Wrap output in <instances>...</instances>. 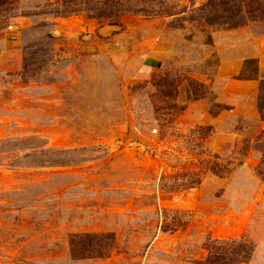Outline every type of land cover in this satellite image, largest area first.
Here are the masks:
<instances>
[{
    "label": "rangeland",
    "instance_id": "rangeland-1",
    "mask_svg": "<svg viewBox=\"0 0 264 264\" xmlns=\"http://www.w3.org/2000/svg\"><path fill=\"white\" fill-rule=\"evenodd\" d=\"M56 1L18 0L23 15L0 23V264H197L208 239L246 241V264H264L254 149L264 120L257 81L236 79L247 58L264 74V21L228 29L124 15L111 25L55 16ZM167 1L186 19L203 2ZM164 75L185 109L160 126L156 113L167 119V108L153 83ZM189 78L206 99L185 100ZM210 100L227 109L211 115ZM198 126L213 128L209 155L183 144ZM206 158L230 162V173L205 171L191 190L159 188L161 175L198 170ZM162 210L184 212L188 225L160 231ZM109 232L111 254L70 258V235Z\"/></svg>",
    "mask_w": 264,
    "mask_h": 264
},
{
    "label": "trees",
    "instance_id": "trees-1",
    "mask_svg": "<svg viewBox=\"0 0 264 264\" xmlns=\"http://www.w3.org/2000/svg\"><path fill=\"white\" fill-rule=\"evenodd\" d=\"M55 16H70L83 14L88 18L116 25L118 19L124 15H143L148 17H180L181 20H202L208 26L226 27L236 29L251 22L264 21V0H203L192 12L188 19L178 16L184 10H176L167 0H57ZM23 15L18 12V0H0V23L7 25L12 18ZM241 81H257L256 107L260 119L264 120V74H261L258 61L247 58L243 61L241 69L236 76ZM186 101L206 99L208 93L204 84L187 79ZM157 88L160 100L167 108L166 118L161 119L156 113V120L160 126L172 124L176 115L181 113L185 106L177 103L178 85L175 79L167 75L159 76L153 83ZM211 102V100H210ZM209 112L216 116L224 105L211 102ZM158 111V108L155 110ZM213 133L212 126H198L181 136L185 148L196 156L209 155L211 151L205 146L204 140ZM254 149L259 152L260 159L256 174L264 181V136L257 138ZM217 158L218 156L214 155ZM230 162H220L210 158L199 160L198 170H178L169 175H161L159 188L166 192H178L196 188L202 178L203 172H210L218 177H224L231 171ZM158 228L165 233H173L185 228L189 218L184 212L162 210L158 216ZM115 235L109 233H74L69 236V254L72 260L86 258H99L111 254L116 247ZM207 257L197 264H246L253 253L252 244L237 239L216 240L208 239L204 244Z\"/></svg>",
    "mask_w": 264,
    "mask_h": 264
}]
</instances>
